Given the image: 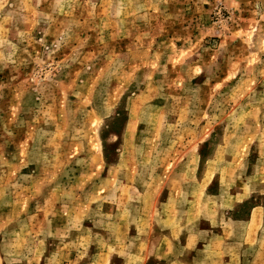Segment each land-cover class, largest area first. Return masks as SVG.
Segmentation results:
<instances>
[{
  "label": "rangeland",
  "instance_id": "obj_1",
  "mask_svg": "<svg viewBox=\"0 0 264 264\" xmlns=\"http://www.w3.org/2000/svg\"><path fill=\"white\" fill-rule=\"evenodd\" d=\"M0 264H264V0H0Z\"/></svg>",
  "mask_w": 264,
  "mask_h": 264
}]
</instances>
